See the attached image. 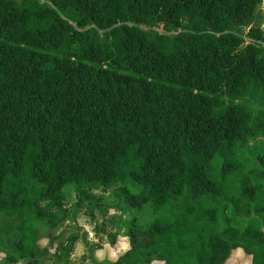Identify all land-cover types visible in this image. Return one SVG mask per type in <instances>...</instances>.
I'll list each match as a JSON object with an SVG mask.
<instances>
[{
	"label": "trees",
	"instance_id": "trees-1",
	"mask_svg": "<svg viewBox=\"0 0 264 264\" xmlns=\"http://www.w3.org/2000/svg\"><path fill=\"white\" fill-rule=\"evenodd\" d=\"M261 1L0 0V264L113 185L129 247L92 264H264Z\"/></svg>",
	"mask_w": 264,
	"mask_h": 264
},
{
	"label": "rangeland",
	"instance_id": "rangeland-1",
	"mask_svg": "<svg viewBox=\"0 0 264 264\" xmlns=\"http://www.w3.org/2000/svg\"><path fill=\"white\" fill-rule=\"evenodd\" d=\"M264 32V0L261 1L256 12V19L252 23ZM251 24V25H252ZM245 31V27L243 28ZM260 143L264 141L260 138ZM257 142V143H258ZM253 142H248L251 147ZM124 185L128 190L137 192L140 186L131 179H127ZM113 185L106 190L96 189L94 193L99 197V206L84 205L76 215L75 221H66L57 232L56 239L49 247V252L42 264H92L93 262H107L115 260L129 247L126 231L132 216L136 213L135 208L127 207L124 212L117 208L118 195L113 189ZM65 195L68 203L74 201V190L72 185L65 187ZM231 214V211H228ZM235 224L242 225L243 221L235 220ZM77 239L72 242V237ZM114 237V242L109 243L110 237ZM48 242V237L42 235L37 243L42 247ZM2 254H0V258ZM250 257L243 253L241 249L231 252L224 264H249ZM14 264H30L23 259ZM152 264H162L153 260Z\"/></svg>",
	"mask_w": 264,
	"mask_h": 264
}]
</instances>
